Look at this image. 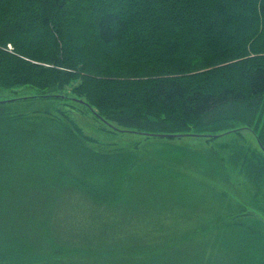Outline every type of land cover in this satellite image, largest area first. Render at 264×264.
<instances>
[{"label":"trees","instance_id":"1","mask_svg":"<svg viewBox=\"0 0 264 264\" xmlns=\"http://www.w3.org/2000/svg\"><path fill=\"white\" fill-rule=\"evenodd\" d=\"M118 1L0 0V91L13 94L0 98V108L46 102L35 118L22 120L45 118L59 128L63 158L113 155L94 149L69 109L110 124L105 134L191 128V134L220 138L249 131L264 145V0H122L121 8ZM113 13L114 24H104ZM225 209L226 216L232 212ZM0 227L11 243L5 255L0 248L7 264L63 257L56 243L41 253V245L23 241L21 229ZM178 237L187 235L167 242ZM141 240L130 250L131 261L156 259L160 245ZM196 244L202 248L200 238ZM70 246L84 257H102L108 247ZM201 253L202 262L216 264L214 247Z\"/></svg>","mask_w":264,"mask_h":264},{"label":"rangeland","instance_id":"2","mask_svg":"<svg viewBox=\"0 0 264 264\" xmlns=\"http://www.w3.org/2000/svg\"><path fill=\"white\" fill-rule=\"evenodd\" d=\"M123 5L118 1V8ZM114 16L105 15L103 23L114 24ZM10 94L0 91V98ZM31 102L0 108V226L21 229L23 241L41 245V253L56 243L63 257L47 264H205L201 251L213 247L216 264H264V158L255 153L249 131L211 139L193 137L191 128L170 133L180 135L173 138L105 134L110 124L69 109L94 149L113 155L63 158L59 128L43 117L22 120L48 107ZM221 199L232 209L227 216L219 213ZM234 222L241 225L222 227ZM192 227L200 233H184ZM137 239L160 245L157 258L131 261ZM86 242L107 244V251L84 257L70 246ZM10 245L0 231L3 255ZM0 264H7L1 255Z\"/></svg>","mask_w":264,"mask_h":264},{"label":"water","instance_id":"3","mask_svg":"<svg viewBox=\"0 0 264 264\" xmlns=\"http://www.w3.org/2000/svg\"><path fill=\"white\" fill-rule=\"evenodd\" d=\"M149 136H162V137H173V136H178L174 134H147ZM262 148V146H260ZM264 150V148H262Z\"/></svg>","mask_w":264,"mask_h":264}]
</instances>
